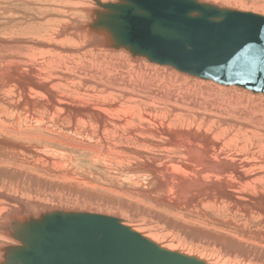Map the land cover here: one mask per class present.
I'll use <instances>...</instances> for the list:
<instances>
[{
	"label": "bare ground",
	"instance_id": "1",
	"mask_svg": "<svg viewBox=\"0 0 264 264\" xmlns=\"http://www.w3.org/2000/svg\"><path fill=\"white\" fill-rule=\"evenodd\" d=\"M18 1L31 10L8 6ZM92 1L0 0V159L33 162L66 185L14 171L17 191L0 183V262L5 247L18 244L12 218L60 200L82 203L76 211L103 202L112 216H141L156 230L164 224L208 264H264V95L196 81L108 46L89 27ZM226 1L264 9V0ZM75 151L106 179L97 181L96 168L79 174ZM38 191L46 199H34Z\"/></svg>",
	"mask_w": 264,
	"mask_h": 264
},
{
	"label": "water",
	"instance_id": "2",
	"mask_svg": "<svg viewBox=\"0 0 264 264\" xmlns=\"http://www.w3.org/2000/svg\"><path fill=\"white\" fill-rule=\"evenodd\" d=\"M90 29L133 57L264 93V15L204 0H95ZM0 264H208L112 215L47 209L13 217Z\"/></svg>",
	"mask_w": 264,
	"mask_h": 264
},
{
	"label": "rangeland",
	"instance_id": "3",
	"mask_svg": "<svg viewBox=\"0 0 264 264\" xmlns=\"http://www.w3.org/2000/svg\"><path fill=\"white\" fill-rule=\"evenodd\" d=\"M90 1H92V0H83V2L84 3H86V5H89L90 4ZM102 1H113V0H102ZM206 1V0H205ZM208 2H212V3H216V4H218V5H221V6H226V7H231V8H236V9H239V10H245V11H255V12H260L261 14H263L264 13V9L263 8H261V9H259V10H257L256 11V9L257 8H255V7H244V8H242V6H239L238 4H235L234 2L235 1H230V2H227L226 0H207ZM256 2L258 1V0H255ZM88 2V3H87ZM224 2V3H223ZM259 3H261L260 1H258ZM92 3L94 4V2L92 1ZM14 5V7L15 8H17V9H24L25 11L27 10V11H29V10H31V8L26 4V3H24L23 1H18V2H15V3H11V2H9L8 3V6L9 7H13V5ZM223 4V5H222ZM25 5V6H24ZM27 5V6H26ZM48 6H50V5H45V7H46V9L48 8ZM27 7H28V9H27ZM32 10H33V13L35 14L36 12V10H34L33 8H32ZM44 13V12H43ZM36 15V14H35ZM41 15H42V13H41ZM264 15V14H263ZM126 54L127 55H129L128 54V52H126ZM130 56V55H129ZM145 61H147L146 63H148L149 61L148 60H146V59H144ZM150 64H151V62H150ZM159 67H161V66H159ZM163 67V66H162ZM165 67V66H164ZM168 67V66H167ZM171 70H173V71H175V72H178V73H181L182 74V72H180V71H177L176 69H171ZM182 75H185V76H189V78L190 77H192L191 79H195V77H193V76H191V75H187V74H182ZM198 78V77H197ZM197 78L195 79L196 81H203V80H205V79H198L197 80ZM203 82H207V80H205V81H203ZM214 81H212V80H210L209 81V83H212V84H216V82H214ZM218 85H220L219 83H218ZM222 86H223V84H221ZM220 85V86H221ZM231 86H233V87H236V88H238V89H242L243 87H240V86H236V85H231ZM223 87H227L226 85H224ZM245 91H249V92H251V93H253V94H262V95H264V93H254L253 91H251V90H249V89H246V88H243ZM19 109H16V110H14V112H18L19 113ZM22 142H25V143H30V142H32L31 140H23ZM35 143V142H34ZM41 145L42 146H49L48 144H47V142L46 141H42L41 142ZM50 147H53V148H55V149H57L58 148V146L55 144V145H50ZM72 154H74V155H76V156H74L76 159H75V161L76 162H78V165H77V169L79 170L80 169V173L79 174H81V175H83V174H85V171L86 170H93L94 168H96L95 167V165H93V166H90L89 164H88V161L87 160H85L86 158L84 157L85 155H83V154H80V152L79 151H75V153L74 152H72ZM38 155V154H37ZM37 155H36V158H37ZM38 156H42L40 153H39V155ZM32 160V159H31ZM33 161V160H32ZM42 163V165H45V163L44 162H41ZM40 163V164H41ZM44 163V164H43ZM88 166H90V167H88ZM93 168V169H92ZM96 170V172H95V174L97 175L96 177H97V181H98V179H99V181L100 182H103L105 179H106V175H104V174H101L100 172H98V171H100V168L99 167H97L96 169H94V171ZM3 171V172H2ZM12 171H14L16 174H19L21 177L22 176H26V178L27 179H31V178H35V179H37V180H41V182H45V183H42L43 185H54L55 187H58L57 185H55V182H59V184H61L60 186H59V188H61V189H63L64 188V186L66 187V185H65V183L64 182H61V177L60 176H58L57 175V173H55L54 171H53V173H52V171H50V170H46L45 168L43 169V166H35L34 165V163L32 162H30V163H25V164H20V163H14L13 161H3V163H2V160L0 159V183L1 184H3V185H6V186H11L12 187V189L14 190V191H17L18 189H17V186H15L16 184L15 183H11V181H10V178H9V176L10 175H12L11 174V172ZM50 171V172H49ZM102 171V170H101ZM27 173V174H26ZM55 173V174H54ZM39 174V175H38ZM101 174V176H98V175H100ZM36 175H38V176H36ZM45 177H43V176ZM103 175V176H102ZM3 178H2V177ZM40 176V177H39ZM103 178V179H102ZM45 179H47V180H45ZM57 179V180H56ZM45 180V181H44ZM98 181V182H99ZM13 182H17L16 180H14ZM49 182V183H48ZM51 183V184H50ZM113 183V182H112ZM10 184V185H9ZM41 184V185H42ZM59 188H58V190H59ZM87 189V188H86ZM96 190H97V192H100V193H102V196H104L105 198L106 197H108L111 193L110 192H108V191H106L105 189L103 190V188L101 187V186H98L97 188H95ZM64 190V189H63ZM88 190V189H87ZM14 191H12V192H10V193H13ZM24 191H26V190H23V193H25ZM28 192H26L25 194H27ZM76 193H74V195H75ZM108 195V196H107ZM37 196V197H36ZM38 197H39V199L40 200H43L44 198L46 199V196H44V195H41L40 194V191H38L37 193H36V195L34 196V199H38ZM43 198V199H42ZM113 198H115V199H117L118 201H120V202H122L123 200H125L124 198H125V196H115V197H113ZM121 199V200H120ZM65 201H60L59 200V207H51L50 209H64V210H77V209H79V210H83L82 209V207H83V204L82 203H77L78 204V206L77 205H75V204H73V208H71V204H65L64 203ZM145 202H148L147 200L145 201ZM99 203V204H98ZM103 202H97L96 204H92L91 205V203H84L86 206H88L87 208H84V211L86 210V211H89L90 212V210H91V212L92 211H95V212H98L99 213V211H101V213H104V211H106L107 210V214H108V212L109 213H111L112 212V210H110V208L106 205H104V204H102ZM65 204V205H64ZM81 204V205H80ZM105 204H107V203H105ZM75 205V206H74ZM98 205H99V207H98ZM85 206V207H86ZM96 207H97V209H96ZM93 208H94V210H93ZM103 208H105V209H103ZM107 208V209H106ZM101 209V210H100ZM102 209L104 210V211H102ZM97 210V211H96ZM109 210V211H108ZM114 211V210H113ZM126 213V212H125ZM123 214V215H120L121 217L120 218H125V220H126V223H128L130 226H132V227H134L135 225V229L136 230H138V231H140V232H142V233H144V234H146V233H157V235H158V238H161L162 237V239H160L159 241H157V242H159V243H162V244H164V246H173V248L175 249H177V250H181V251H183V252H185V253H189L190 255L192 254V253H190V252H188V251H186L185 249H183V248H181V245H183V247H186V248H189V245L191 244L189 241L188 242H186V241H184V242H180L179 240H174V239H176V235H174L173 233H172V231L170 230V228L169 227H165L164 226V224H157V230H156V225H148V224H145L144 223V218L143 217H141V216H139V217H136L137 218V220L134 222V220L136 219V218H132V216L131 217H129V215L130 214H128V213H126V214ZM165 214L167 215V216H169V215H171L170 214V212H168V214H167V212L165 211ZM109 215H114V213L112 212V214H109ZM143 218V220L141 221H139V219H142ZM134 219V220H133ZM156 220H158V219H156ZM131 221V222H130ZM134 223H133V222ZM137 222V223H136ZM142 222V223H141ZM140 223V224H139ZM144 223V224H143ZM134 224V225H133ZM139 225V226H138ZM137 227H138V229H137ZM141 227V228H140ZM149 228H151V229H149ZM154 228V229H153ZM161 228V229H160ZM164 228H166V230L164 229ZM142 230V231H141ZM154 230V231H153ZM168 230V231H167ZM144 231V232H143ZM163 231V232H162ZM166 231V232H165ZM160 232V233H159ZM149 233V234H150ZM165 234V235H164ZM160 235V236H159ZM165 237V238H164ZM164 238V239H163ZM168 238V239H167ZM156 241V240H155ZM171 242V243H170ZM175 242V243H174ZM180 243V244H179ZM184 243V244H183ZM177 244H179V245H177ZM174 245H175V247H174ZM185 245V246H184ZM194 255L195 254H197V253H193ZM198 256V255H197Z\"/></svg>",
	"mask_w": 264,
	"mask_h": 264
}]
</instances>
